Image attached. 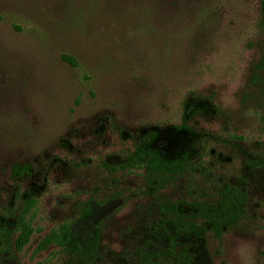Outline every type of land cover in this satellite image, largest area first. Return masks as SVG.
I'll return each mask as SVG.
<instances>
[{
	"label": "rangeland",
	"instance_id": "obj_1",
	"mask_svg": "<svg viewBox=\"0 0 264 264\" xmlns=\"http://www.w3.org/2000/svg\"><path fill=\"white\" fill-rule=\"evenodd\" d=\"M260 20V0H0V222L26 208L34 230L18 250L0 228V264H180L139 255L159 203H210L243 172L246 217L188 255L264 264V170L246 165L264 152ZM184 118L203 135L184 175L161 185L129 165L154 128L163 155L181 148ZM95 223V256L59 242Z\"/></svg>",
	"mask_w": 264,
	"mask_h": 264
},
{
	"label": "trees",
	"instance_id": "obj_2",
	"mask_svg": "<svg viewBox=\"0 0 264 264\" xmlns=\"http://www.w3.org/2000/svg\"><path fill=\"white\" fill-rule=\"evenodd\" d=\"M260 25L264 31V0H260ZM260 69L264 75V58ZM264 86V78H262ZM264 125V112L262 115ZM158 128H154L150 136L143 138L136 144L134 153L128 158L129 165L144 168L154 176V183L164 184L176 176L184 175L197 161L199 154L198 145L203 135L195 131L184 118L183 123L171 128L173 136H185L183 146L172 154L163 155L157 146L162 136ZM247 168L249 170H264V152L258 157H248ZM27 168L24 167V172ZM249 175L246 172L235 182H226L217 192L216 197L210 203H173L168 200L159 203V219L153 224L155 251L150 253L140 249L139 255L146 263H155L160 259L174 257L180 264H199L198 260L188 255L189 249H197L211 231L222 233L236 227L245 217L249 198ZM16 215V221H2L0 228H16L18 236L15 244L18 250H22L31 240L33 228L31 222L26 220V212ZM95 214V209L86 206L83 217L87 220ZM10 229V230H11ZM103 228L95 223L85 237L81 231L75 228L68 229L66 240H59L66 250L72 255L82 258H90L97 254L101 248Z\"/></svg>",
	"mask_w": 264,
	"mask_h": 264
}]
</instances>
